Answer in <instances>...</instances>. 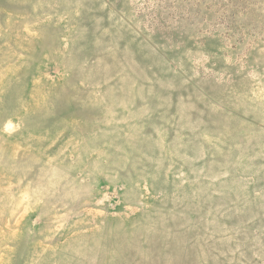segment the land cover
<instances>
[{
  "label": "rangeland",
  "instance_id": "obj_1",
  "mask_svg": "<svg viewBox=\"0 0 264 264\" xmlns=\"http://www.w3.org/2000/svg\"><path fill=\"white\" fill-rule=\"evenodd\" d=\"M0 264H264V0H0Z\"/></svg>",
  "mask_w": 264,
  "mask_h": 264
}]
</instances>
